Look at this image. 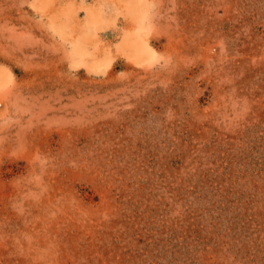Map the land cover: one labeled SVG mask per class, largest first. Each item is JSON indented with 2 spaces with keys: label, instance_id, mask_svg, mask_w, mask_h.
Instances as JSON below:
<instances>
[{
  "label": "rangeland",
  "instance_id": "rangeland-1",
  "mask_svg": "<svg viewBox=\"0 0 264 264\" xmlns=\"http://www.w3.org/2000/svg\"><path fill=\"white\" fill-rule=\"evenodd\" d=\"M0 264H264V0H0Z\"/></svg>",
  "mask_w": 264,
  "mask_h": 264
}]
</instances>
